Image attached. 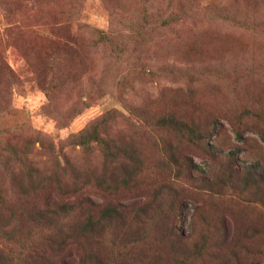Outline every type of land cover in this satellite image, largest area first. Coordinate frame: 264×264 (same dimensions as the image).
Wrapping results in <instances>:
<instances>
[{
  "label": "rangeland",
  "instance_id": "1",
  "mask_svg": "<svg viewBox=\"0 0 264 264\" xmlns=\"http://www.w3.org/2000/svg\"><path fill=\"white\" fill-rule=\"evenodd\" d=\"M70 3L0 0V61L4 59L14 72L13 81L5 68L0 72V129L16 132L15 138L26 149L32 142L24 169L7 172L0 165V264L7 259L15 264H177L175 254L206 245L211 249L207 246L205 254H214V259H197L196 264H264V209L242 201L243 195L229 187L224 170L229 151L239 149L240 168L259 162L264 176V139L258 131L264 128V115L243 123L244 141L237 139L227 119L251 99L258 98L255 102L264 111V72L254 71L264 65V35L205 16L189 19L163 43L154 42L156 47L170 44V51L164 49L152 58L161 61L158 70L171 63L198 70L224 64L244 67L245 73L235 72L231 79L195 76L190 81L192 76L179 79L167 76V71L152 75L149 70L158 64L146 59L129 73L119 71L121 75H114L112 81L109 51L96 45V33L122 30L114 8L130 1L76 0L73 20ZM202 3L229 4L254 18L264 17V0ZM71 33L79 38V54L59 65L67 76L57 78L63 85L50 92L46 88L51 62L46 52ZM180 39L186 44L180 43L179 50L184 51L179 53L174 45ZM103 83L113 87L106 91L103 86L108 85ZM92 96L94 105L70 124L60 120ZM173 101L180 112L194 113L201 124L218 121L209 140L211 145L220 140L223 149L216 148L218 157L179 143V157L199 169L192 173L183 167L181 171L162 165L161 170L151 168L137 180L138 189L130 192L122 184L116 187L121 168L110 165L99 144L74 145L68 138L97 118L102 122L100 130L118 143L130 142L145 150L156 163L155 143L138 128L128 106L152 102L163 107ZM29 170L35 175L30 176ZM14 190L21 195L18 199L12 196ZM257 192L264 196V177ZM259 196L251 200L257 202ZM69 201L74 206L71 211L62 205ZM109 202L127 208L111 217L104 213Z\"/></svg>",
  "mask_w": 264,
  "mask_h": 264
},
{
  "label": "trees",
  "instance_id": "2",
  "mask_svg": "<svg viewBox=\"0 0 264 264\" xmlns=\"http://www.w3.org/2000/svg\"><path fill=\"white\" fill-rule=\"evenodd\" d=\"M129 1L130 3L128 5L123 3V5L121 4L114 8L115 15L123 25L122 30L97 31L96 33V45L105 46L109 51L108 57L111 62L110 74L112 75L110 78L112 81H114V75H121L119 71L125 73L129 70L130 72L136 68L137 62L140 63L146 61V59L158 64L151 67L152 69L149 70L152 75L158 74L159 71H167V76H174L179 79H188V77L192 76L190 81H194L195 76H200L197 79L206 77L231 79L235 72L240 74L245 73L244 67H227L224 64H219L218 66L212 65L206 69L198 70L192 69L191 67H182L177 63H171L162 70H158L161 61H153L152 58L154 56L159 57L164 49L170 51V49L167 48L170 47V44L156 47L154 42L159 40L163 43L165 38H168L166 36L170 34L171 31L189 19L205 16L211 20L221 22L234 28L253 31L260 35H264V17L254 18L247 13V11H243L233 5L223 3L203 5L202 0ZM76 7V0H71L70 9L72 14L70 17L72 20L76 13ZM67 27H69V25H67ZM78 40L79 38H74L71 33V35H67L64 39L60 38L59 41L56 43L54 42L50 51L46 52V56L51 62L50 74L52 75L49 85L46 88L48 91L51 92L53 90L52 88L56 87L58 84L63 85V80H65L67 74L60 71L59 65L62 63L65 64L66 60H70L76 54H79V50L76 49ZM180 43L186 44V41L180 39L179 42L175 43L174 46H176L177 52L184 51L179 50ZM165 57L167 56L165 55ZM159 59L165 60L163 57ZM2 68H5L4 71L7 73V77L8 75L11 77L9 80L13 81L14 72L12 68H8L4 59L0 61V72ZM153 68L155 69L153 70ZM254 69L255 73L256 71L264 72V65H258L254 67ZM226 74H228V76H224ZM57 78H62V82H56ZM107 83L112 82L109 81ZM103 84L108 85L106 83ZM114 86L119 88V85ZM103 87L104 90L109 91V89L113 87V84ZM96 90L97 88L95 87L94 94ZM50 92H48V95ZM95 99V96L88 98V100H85L81 104L82 106L76 108L74 112L61 115L60 120L67 119L69 120L68 124H70L71 121L79 116L85 109L93 106ZM255 101H259V99H251L250 104H244L239 113L236 112L233 115L227 116L228 121L236 132L238 140H245L243 123L246 122L248 118L262 119L264 115L262 105ZM128 108L135 118L138 128L145 130L152 137L159 153V155L157 154L158 161L156 163L147 158V152L145 150L131 146L130 142L118 143L111 134L100 130L102 122L97 118L89 121L82 129L73 132L68 137L71 144L74 145H88L95 142L103 148L106 159L110 162V165L119 166L121 168V178L117 181V188H120V184H122L127 188H131L130 192L135 191V189H138L136 183L140 176L151 168L161 170V165L163 168L166 167L170 171L177 169L181 171L183 167L189 171V173H192L191 171L198 169L193 163L185 161V157H179V143L195 146L204 150L205 153L212 158H216L220 154L219 150L216 148L223 149L218 138L214 140L213 145L209 143V140H211L216 132L218 121L213 120V122L210 121L206 125L201 124L195 119L194 113L187 111L184 113L180 112L175 101L163 107L155 106L150 102L146 105L134 104L128 106ZM188 108H192V106H188ZM258 131L262 134L264 139V128ZM34 133L40 135L38 131ZM15 134L16 132H4L0 129V165L7 172L17 171L18 167L24 169L28 162V156L31 154L29 148L32 147V142L26 144L28 146V149H26L17 141L14 136ZM174 140H178V142L176 143ZM238 150L239 149L229 151L228 162L224 167L228 178L230 177L229 187L233 191L236 190V193L243 195L242 201H250V203H255L264 209V196H259L257 192L259 183L264 177L262 171L259 170V162L244 166V168L241 169ZM126 163L131 164V167L128 168ZM28 173L30 176L35 175V172L31 170H29ZM235 177H238V180ZM41 183H43L42 187L45 188V180H42ZM74 183L77 184L78 181L75 180ZM26 186L27 185L24 184L22 185V191H24ZM39 190L40 187H36V191ZM228 191L229 190H227V192ZM254 195L259 196L257 202L251 200ZM12 196L18 199L21 195L17 190H14ZM62 205L68 209V211L74 208V206H72V201L63 203ZM104 205L106 206L104 213H108L111 217H114V214L121 215L122 209L127 208V204L121 202H109ZM207 246L208 245L194 248L191 252L185 251L184 249L181 254H175L177 264H196L195 262L197 259H204L205 257H212L214 259V254H205ZM208 249L211 248L208 246ZM260 257L261 256H259L258 259L262 263ZM4 264L15 263L11 259H7ZM238 264H242V262H238Z\"/></svg>",
  "mask_w": 264,
  "mask_h": 264
}]
</instances>
